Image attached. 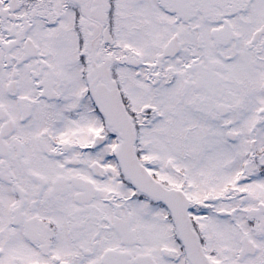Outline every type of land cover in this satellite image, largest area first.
Masks as SVG:
<instances>
[{
	"label": "snow or ice",
	"instance_id": "6c2138e0",
	"mask_svg": "<svg viewBox=\"0 0 264 264\" xmlns=\"http://www.w3.org/2000/svg\"><path fill=\"white\" fill-rule=\"evenodd\" d=\"M0 264H264V0H0Z\"/></svg>",
	"mask_w": 264,
	"mask_h": 264
}]
</instances>
